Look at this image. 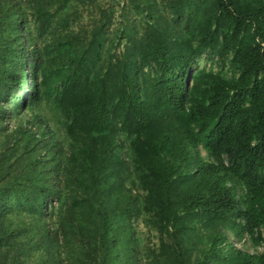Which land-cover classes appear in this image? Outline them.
<instances>
[{
    "label": "trees",
    "instance_id": "obj_1",
    "mask_svg": "<svg viewBox=\"0 0 264 264\" xmlns=\"http://www.w3.org/2000/svg\"><path fill=\"white\" fill-rule=\"evenodd\" d=\"M76 1L0 0V264H264V0Z\"/></svg>",
    "mask_w": 264,
    "mask_h": 264
},
{
    "label": "rangeland",
    "instance_id": "obj_2",
    "mask_svg": "<svg viewBox=\"0 0 264 264\" xmlns=\"http://www.w3.org/2000/svg\"><path fill=\"white\" fill-rule=\"evenodd\" d=\"M159 7L163 6V0H155ZM76 8V16L71 17L70 22H73V28L75 31L80 30V28L91 29L93 25L99 20L104 21L102 14L111 16L110 33L117 29L120 24L136 23L138 25L137 29L141 31L140 27V14L136 13L135 10L129 6V2L126 0H91L82 2V0L76 1L73 5ZM106 20V19H105ZM120 50V49H119ZM211 65L208 61L207 56H203L198 62V68L205 69L209 68ZM214 70H217V66H213ZM137 230L141 234L142 238H145L147 229L138 223L136 225ZM151 242L157 243V236L153 233L151 237Z\"/></svg>",
    "mask_w": 264,
    "mask_h": 264
}]
</instances>
